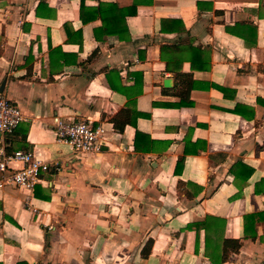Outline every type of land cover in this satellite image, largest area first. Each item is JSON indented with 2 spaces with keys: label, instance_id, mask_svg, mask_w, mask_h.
Instances as JSON below:
<instances>
[{
  "label": "crops",
  "instance_id": "obj_1",
  "mask_svg": "<svg viewBox=\"0 0 264 264\" xmlns=\"http://www.w3.org/2000/svg\"><path fill=\"white\" fill-rule=\"evenodd\" d=\"M101 3L124 19L104 28ZM83 4L0 0V86L24 117L0 144L50 166L0 189V264H264V0ZM166 62L192 74L190 105H161L179 102ZM123 109L147 117L119 132ZM56 119L103 127L101 151L72 153Z\"/></svg>",
  "mask_w": 264,
  "mask_h": 264
},
{
  "label": "built area",
  "instance_id": "obj_2",
  "mask_svg": "<svg viewBox=\"0 0 264 264\" xmlns=\"http://www.w3.org/2000/svg\"><path fill=\"white\" fill-rule=\"evenodd\" d=\"M23 120L20 109L0 92V137L12 134ZM54 136L72 153L89 156L101 151L105 130L101 126L93 127L87 120L64 122L56 119ZM49 170V164L32 152L14 150L7 153L0 144V189L11 187L31 191L41 181L42 173Z\"/></svg>",
  "mask_w": 264,
  "mask_h": 264
},
{
  "label": "trees",
  "instance_id": "obj_3",
  "mask_svg": "<svg viewBox=\"0 0 264 264\" xmlns=\"http://www.w3.org/2000/svg\"><path fill=\"white\" fill-rule=\"evenodd\" d=\"M81 1V6L80 9L83 11V13L85 12V6L83 4V0ZM136 6L137 4L135 3L133 5V11L132 14L135 15L136 14ZM82 11H81V16H82ZM93 12V16H97L101 19V21L103 22V27L105 28V26L110 27L111 23L114 20L113 15L114 14H118L119 12L121 13L122 16V20L125 17V12L121 11L119 8V5L116 3H101L99 4V6L95 9L92 10ZM116 16V15H115ZM85 21V20H84ZM104 32V30H103ZM108 33L116 35L119 39H128V37H125L123 34L120 33V30H116V31H108ZM163 50L166 48H162ZM176 49V51H188L191 54L190 57V64L191 67L193 68V70H199L202 67V63H203V59L201 57V54H203L202 52H200V48H191V47H184V48H174ZM173 49V50H174ZM166 70L167 71H175V84L174 87L172 88V92L171 95L178 98L179 102L175 103V104H161V105H165V106H172V107H176V108H180V107H186L187 105H190V100H189V94L191 92V90L194 87V81H193V77L191 73H182L180 71L177 70H173L170 67V64H168V62H166ZM155 105H159L156 104ZM143 116V117H147V115H143L141 113H137L135 110H129V109H123L121 111H119L112 119V123L114 128L119 131L122 132L124 127L126 125H135V122L137 120L138 117ZM137 134V133H136ZM183 162V159H179L178 164L180 165V163ZM254 219H256V215H251L247 217V220L253 221ZM259 222V219H256L255 224H257ZM241 247V243L239 240H232V239H224L222 242V251H223V257H222V261H226L229 257L230 253H236L239 251ZM148 248H150V243L148 242L143 251H142V255L145 256L148 252Z\"/></svg>",
  "mask_w": 264,
  "mask_h": 264
},
{
  "label": "water",
  "instance_id": "obj_4",
  "mask_svg": "<svg viewBox=\"0 0 264 264\" xmlns=\"http://www.w3.org/2000/svg\"><path fill=\"white\" fill-rule=\"evenodd\" d=\"M4 84H5V81L2 82V84H1V86H0V92L3 91ZM163 84H164L165 87H169V80H165V81L163 82Z\"/></svg>",
  "mask_w": 264,
  "mask_h": 264
}]
</instances>
